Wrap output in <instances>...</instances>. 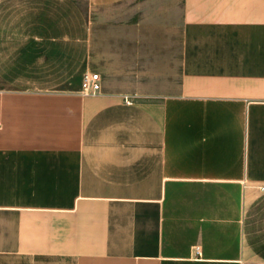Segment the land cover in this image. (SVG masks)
Masks as SVG:
<instances>
[{"label":"crops","instance_id":"0c3cea01","mask_svg":"<svg viewBox=\"0 0 264 264\" xmlns=\"http://www.w3.org/2000/svg\"><path fill=\"white\" fill-rule=\"evenodd\" d=\"M262 186L264 0H0V264H264Z\"/></svg>","mask_w":264,"mask_h":264},{"label":"built area","instance_id":"2783aa9c","mask_svg":"<svg viewBox=\"0 0 264 264\" xmlns=\"http://www.w3.org/2000/svg\"><path fill=\"white\" fill-rule=\"evenodd\" d=\"M100 75L98 72H86L84 74V91L90 94H95L100 90ZM127 102H131L132 100L126 98ZM264 189V186L261 187Z\"/></svg>","mask_w":264,"mask_h":264}]
</instances>
